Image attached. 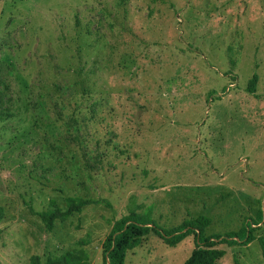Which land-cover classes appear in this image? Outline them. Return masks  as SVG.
<instances>
[{
	"label": "rangeland",
	"instance_id": "1",
	"mask_svg": "<svg viewBox=\"0 0 264 264\" xmlns=\"http://www.w3.org/2000/svg\"><path fill=\"white\" fill-rule=\"evenodd\" d=\"M257 75L255 93L248 84ZM0 264L83 251L115 221L204 236L250 223L218 264H264V0H0ZM93 203L47 231L39 214ZM149 234L124 264H184Z\"/></svg>",
	"mask_w": 264,
	"mask_h": 264
},
{
	"label": "trees",
	"instance_id": "2",
	"mask_svg": "<svg viewBox=\"0 0 264 264\" xmlns=\"http://www.w3.org/2000/svg\"><path fill=\"white\" fill-rule=\"evenodd\" d=\"M258 83L257 75H254L248 84V91L255 93ZM8 112L0 114V120L11 118ZM88 199L80 197L69 198L65 209L55 208L39 216L47 231H52L56 221H64L76 213H81L83 208L92 204ZM4 208L0 207V224L4 220ZM211 220L206 216L184 221L171 229H164L154 221L143 218L137 212L114 222L109 235L102 245V264H124L127 253L138 248L149 234L157 235L166 245L175 247L184 239L194 236L195 249L184 264H218L226 255L221 249L222 245L229 247L247 246L256 240L255 230L250 223L238 231L228 232L224 235L204 236L205 229ZM264 250V240L261 241ZM31 264H89L88 256L83 251L67 252L60 256L49 257L45 263L39 256L30 258Z\"/></svg>",
	"mask_w": 264,
	"mask_h": 264
}]
</instances>
